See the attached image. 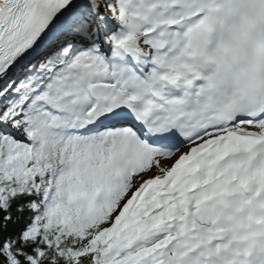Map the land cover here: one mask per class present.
I'll return each instance as SVG.
<instances>
[{
  "label": "snow or ice",
  "instance_id": "6c2138e0",
  "mask_svg": "<svg viewBox=\"0 0 264 264\" xmlns=\"http://www.w3.org/2000/svg\"><path fill=\"white\" fill-rule=\"evenodd\" d=\"M0 264H264V0H0Z\"/></svg>",
  "mask_w": 264,
  "mask_h": 264
}]
</instances>
